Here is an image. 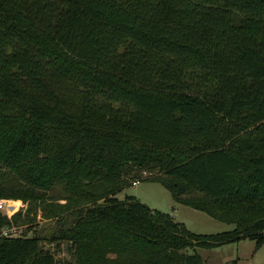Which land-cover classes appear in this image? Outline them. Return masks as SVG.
I'll return each mask as SVG.
<instances>
[{
	"label": "trees",
	"instance_id": "obj_1",
	"mask_svg": "<svg viewBox=\"0 0 264 264\" xmlns=\"http://www.w3.org/2000/svg\"><path fill=\"white\" fill-rule=\"evenodd\" d=\"M135 179L234 227L196 233L120 199ZM0 199L27 204L0 211V264H208L186 249L260 246L264 0H0ZM38 208L51 232L2 234Z\"/></svg>",
	"mask_w": 264,
	"mask_h": 264
},
{
	"label": "rangeland",
	"instance_id": "obj_2",
	"mask_svg": "<svg viewBox=\"0 0 264 264\" xmlns=\"http://www.w3.org/2000/svg\"><path fill=\"white\" fill-rule=\"evenodd\" d=\"M147 173L146 171L141 172L143 176ZM116 195L120 199L125 195H133L152 208L169 212L176 220L184 222L191 231L196 233H214L234 227L233 223L217 220L202 210L175 201L168 189L157 181L139 179L135 184L130 183L124 186ZM10 201L8 202L10 204L9 209L0 208V211L8 217L18 210L23 211L22 213L25 212L27 204L22 200H19V203H10ZM40 212L39 208L37 212L30 211V214L35 215V220L29 222L28 227L31 229H25L27 223L21 222L18 224L11 223L7 227L13 229L14 235L23 233L31 235L34 234V231L37 233L51 232L57 223L54 219L41 217ZM40 244L45 247H54L53 243L48 242L47 239H42ZM186 250L188 252L197 251L208 264H264V241L256 247L255 240L250 238H239L208 248L197 246L194 249L187 248ZM62 254L69 256L66 244H63Z\"/></svg>",
	"mask_w": 264,
	"mask_h": 264
},
{
	"label": "built area",
	"instance_id": "obj_3",
	"mask_svg": "<svg viewBox=\"0 0 264 264\" xmlns=\"http://www.w3.org/2000/svg\"><path fill=\"white\" fill-rule=\"evenodd\" d=\"M138 179H135L132 181L133 184L137 183ZM10 200L9 199H0V208L2 209H9L10 204L8 203ZM13 229L10 227H3L2 229V234L4 235H14V232H12Z\"/></svg>",
	"mask_w": 264,
	"mask_h": 264
}]
</instances>
